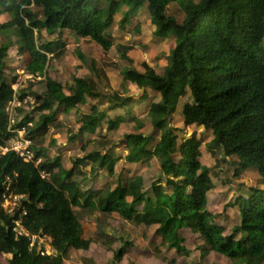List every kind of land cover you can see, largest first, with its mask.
Masks as SVG:
<instances>
[{"label": "trees", "instance_id": "16d2710c", "mask_svg": "<svg viewBox=\"0 0 264 264\" xmlns=\"http://www.w3.org/2000/svg\"><path fill=\"white\" fill-rule=\"evenodd\" d=\"M140 6L154 22V38L174 37L161 71L132 66L127 55L132 45L116 43L109 31L138 33L137 25L129 27ZM0 12L8 18L0 24L4 38L0 42V148L10 135L9 102L33 97L32 102L26 101L27 110L16 108L15 125L33 123L26 126L32 160L26 162L16 152L1 153L0 149V254L9 255L8 264H62L70 248L88 249L90 241L83 238L73 205L91 212H116L132 223L155 226V252L162 247L174 250L178 257L188 256L191 250L181 235V229L188 228L202 242L203 253L211 250L231 260L264 263V0H0ZM66 30L89 38L103 50L116 43L119 58L128 64L120 70L122 90L126 92L125 86L134 83L144 91L139 101L148 98L147 90L158 95L144 111L153 129L160 130L158 138L124 132L120 140L125 151L119 157L111 149L102 151L111 143L103 134L94 143L82 140L83 154L70 168L60 156L47 154L40 138L49 124L57 129L62 126L59 114L74 109L78 117L74 135L68 136L73 145L84 134H94L98 128L110 131L136 117L128 105L135 98L110 91L104 73L80 48L78 58L91 69L90 75L74 74L67 83L46 75L50 61L64 54L62 48H51V38L61 42ZM13 36L20 42L19 54H26V70L34 77L45 76L43 93L32 91L30 85L12 87L16 80L8 78L6 59ZM93 99H106L107 104L101 108ZM178 109L186 126L211 132L206 146L212 154L219 150L222 161L237 158L232 161L236 174L251 168L259 176L258 185L239 191L225 205V210H238L231 232L207 210L211 170L200 163L202 142L197 134L181 138L176 134L172 121ZM153 155L161 163V174L145 186L143 176L131 174V168ZM120 159L124 166L116 173L115 163ZM85 174L102 180L81 189L77 181ZM126 175L132 176L126 179ZM7 179L14 194L25 195L12 213L1 205ZM20 216L30 234L51 237L54 254L41 255L27 236L16 235L13 220ZM123 252L114 253L112 264Z\"/></svg>", "mask_w": 264, "mask_h": 264}, {"label": "rangeland", "instance_id": "374dc122", "mask_svg": "<svg viewBox=\"0 0 264 264\" xmlns=\"http://www.w3.org/2000/svg\"><path fill=\"white\" fill-rule=\"evenodd\" d=\"M116 19L118 15H115ZM178 21H182V17H177ZM8 20L6 15L0 12V24ZM137 25L139 32L132 35L127 30L110 29L111 37L116 38V43L131 44L132 48L128 51L127 55L133 61L136 69L143 71L147 68H155L161 71L162 67L166 64L165 55L168 53L169 48L174 43V37L166 36L162 38H154L153 31L155 29L152 18L145 11L144 7H139L133 18V28ZM126 28V29H129ZM3 36L0 35V42L3 41ZM13 45L8 51L6 59L7 69L6 73L9 79L15 78L16 82L12 87L16 90L18 88L29 87L32 91L43 93L46 89L45 76H33L30 74L25 66L26 54L20 55L17 45L20 43L18 38L12 37ZM51 48L55 51L62 48L64 54L61 57L52 59L46 69V75L67 83L71 81V77L75 74L77 76H88L91 74V69L83 66L77 55V48L87 56L88 60L94 61V66H98L101 73H104L107 85L110 91H118L123 97L130 99L134 97L133 101L129 102V107L136 117L132 120H125L121 122L118 127L107 131L103 126V130L98 128L94 134H84L82 139H79L74 145L69 143L68 136L70 133L74 135L77 125V115L72 109L67 114H59L57 120L62 122V126L57 129L49 124L48 131L40 138L43 147L47 149V154L51 157L60 156L61 162L68 168L73 164V160L83 154L80 150L81 142L85 140L95 141L101 140L100 134L105 135L111 139L109 146L102 148L103 152L111 149L110 153L119 157L125 151L123 142L120 138L124 132H131L133 134H142L147 137L156 139L160 135V130L155 131L150 124L149 119L145 116L144 111L150 101L158 99V95L152 94L149 90L145 93L148 98L139 97L143 94V89L139 88L134 83L125 86L126 92L122 90L121 86V68L128 65L126 61L119 58V52L116 48V43L108 50H103L99 45L92 42L89 38H82L73 34L70 31H64L62 41L65 42L64 48L61 47V42L55 41L56 38H51ZM130 64V63H129ZM105 81V80H104ZM106 82V81H105ZM27 102H32L33 97L26 98ZM188 100V99H187ZM128 101V100H127ZM27 102L21 103L15 100L8 107L15 113H18L17 107L22 110H27ZM93 102L99 107H104L107 100L93 99ZM55 103L57 101L55 100ZM88 106V105H87ZM86 105L83 108L86 109ZM49 112V111H48ZM120 115H125L126 111L120 112ZM19 114V113H18ZM20 113V116H23ZM113 115V113L111 114ZM181 110H176L172 124L177 128L176 134L181 137H186L191 133H196L201 139V144L198 147L200 151V163L208 167L210 172V180L213 183L212 188L208 193L207 210L215 216L216 220L225 226L226 232H231L236 217V212L232 210H225V205L234 201L239 191L246 192L247 187L259 184V176L254 169L248 168L239 171L236 174L234 161L236 157H229L221 160L222 155L218 150L212 154L206 146L207 141L210 139L211 132L204 130L201 126L191 128L186 126L183 122ZM36 120V116H35ZM73 130V131H72ZM52 139L55 142H52ZM150 144L153 146L156 140ZM83 140V141H82ZM123 160H117L115 163L116 173H119L123 166ZM233 161V162H232ZM88 173V171H87ZM141 174L144 178L145 186H149L152 182L156 181L161 174V163L158 157L154 156L149 158L146 162H141L131 168V174ZM198 173V172H197ZM105 174V172H103ZM132 175H126V179ZM102 178L93 180L88 174L78 180L79 187L86 188L94 185L95 181H101ZM114 182V181H113ZM165 185V181H162ZM10 200V199H9ZM11 201V200H10ZM5 200L3 204H7ZM5 208L6 206L3 205ZM73 211L77 215L81 225L83 238L90 241L89 248L73 249L70 248L62 257V264H112L113 256L119 249H124L123 255L116 264H252L249 258H241L239 260H231L224 256H219L213 251L208 250L203 253L202 242L199 241L197 234L191 232L188 228L181 229V235L184 237V245L191 250L188 256L178 257L172 249H160V252H155L156 240L153 239L155 234V226H145L143 224H135L121 218L116 212L102 213L100 211H89L86 208L73 205ZM227 211V212H226ZM227 216V219H226ZM201 247V248H200ZM9 255L0 254V264H8ZM175 259V262L172 259ZM173 261V262H172ZM264 264V263H261Z\"/></svg>", "mask_w": 264, "mask_h": 264}, {"label": "built area", "instance_id": "2783aa9c", "mask_svg": "<svg viewBox=\"0 0 264 264\" xmlns=\"http://www.w3.org/2000/svg\"><path fill=\"white\" fill-rule=\"evenodd\" d=\"M15 101V100H14ZM13 101V102H14ZM12 103V102H11ZM10 103V104H11ZM9 112V126L8 130L10 132V135L8 137V140L4 146L1 147V152L4 153L8 150L14 151L18 154L19 157H21L24 161H30L33 158V153L30 150V144L31 140L25 135V130L22 127H15L16 125V119L17 114H13V112L10 110V107L8 108ZM3 202L8 201V205L1 204L2 207L5 205L6 207L4 210L6 212L12 213L15 206H17L20 203V200L25 197L23 194H13L11 191H7L3 195ZM11 201H10V200ZM22 214H26V212H22ZM23 216H20L18 218H15L13 220L14 227L13 230L16 233V235H24L27 236L30 240V246H35V251L41 255H52L56 251L54 247L52 246V240L51 237L46 234H30L22 224V218Z\"/></svg>", "mask_w": 264, "mask_h": 264}, {"label": "clouds", "instance_id": "9594fccd", "mask_svg": "<svg viewBox=\"0 0 264 264\" xmlns=\"http://www.w3.org/2000/svg\"><path fill=\"white\" fill-rule=\"evenodd\" d=\"M26 98H28V97H26ZM26 98L24 99V101H19V100H17L16 98H14V99H12L10 102H9V104L11 103V102H13L14 100H17L20 104H19V106L21 105V103L23 104V103H25L27 100H26ZM33 125V123L32 122H28L25 126H21L22 128H24V130H25V135H26V126L27 127H31ZM16 127H18V126H16ZM20 128V127H19ZM27 136V135H26ZM28 137V136H27ZM28 138H30V137H28ZM31 140V139H30ZM31 143H32V140H31ZM1 149V148H0ZM2 153V152H1ZM21 158V157H20ZM22 159V158H21ZM23 160V159H22ZM39 161V160H38ZM37 161V162H38ZM27 162V161H26ZM36 162V163H37ZM9 192V191H11L12 192V190H11V182H10V179H7V185H6V191L5 192ZM13 193V192H12ZM14 194V193H13ZM3 203V202H2Z\"/></svg>", "mask_w": 264, "mask_h": 264}, {"label": "crops", "instance_id": "0c3cea01", "mask_svg": "<svg viewBox=\"0 0 264 264\" xmlns=\"http://www.w3.org/2000/svg\"><path fill=\"white\" fill-rule=\"evenodd\" d=\"M148 93V92H147ZM230 210H232V211H234V213L236 212V214L235 215H237L238 214V210H237V208L236 207H233L232 209H230Z\"/></svg>", "mask_w": 264, "mask_h": 264}]
</instances>
